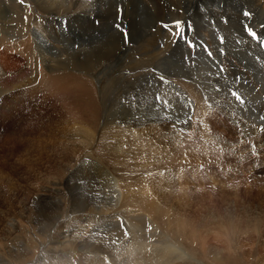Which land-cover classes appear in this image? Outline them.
Listing matches in <instances>:
<instances>
[{"label":"rangeland","instance_id":"374dc122","mask_svg":"<svg viewBox=\"0 0 264 264\" xmlns=\"http://www.w3.org/2000/svg\"><path fill=\"white\" fill-rule=\"evenodd\" d=\"M75 1L87 4V8L82 3L76 12L55 16L51 22V16L41 13L35 0H0V80L3 77L2 82H6L0 90V264H126L129 256L120 250L122 240L131 236L140 239L139 243L161 247L157 254L144 251L150 264H155V257L158 264H264V48L260 46L264 40V0H192L195 7H187L185 2L179 9L167 3V10L175 15L167 21L156 20L151 31H146L153 34L156 26L160 29L162 37L155 48L160 46L161 56L141 67L130 66L146 49L142 48L146 43L140 44L144 36L131 19L135 11L130 0ZM244 11L250 15L243 16ZM45 17L50 40L38 38L40 44L36 45L51 60L61 58L63 71L52 61L48 63L52 70L44 69L49 73L45 74L47 89L42 84L46 93L35 91L40 67L33 64L38 53L31 33L34 24H41L39 20ZM175 21L181 22L179 28ZM244 25L250 26L258 39L248 36ZM107 38L116 56L129 49V57H122V63L108 59L106 65L95 66L91 70L94 78H89L90 71L70 60ZM189 42L195 47L189 48ZM53 46L58 48H50ZM18 69L22 73L13 80ZM61 72L67 74L55 84L54 78ZM111 74L118 80H107ZM87 80L99 88L97 101L101 100L100 83L107 80L112 86L103 111L97 109L95 118L80 107V97L71 103L72 94L81 92L79 82ZM57 94L66 96L67 111L63 103L53 100ZM129 99L135 102L129 103ZM126 104L130 108L124 109ZM50 107L57 110L49 111ZM176 117L183 125L179 121L174 124ZM61 155L72 158L68 163ZM57 157V161L63 160L61 172ZM114 177L123 184L121 193L113 186ZM88 195L96 200H88ZM101 197L109 208L101 206L100 213ZM54 236L68 240L69 245L82 246L72 251L69 245L56 248L57 253L61 250L56 254L50 244ZM33 240L41 244L31 247ZM174 247L188 259L179 257ZM142 252L137 253L144 257ZM61 255L65 258L59 260ZM69 258L72 261L66 260Z\"/></svg>","mask_w":264,"mask_h":264},{"label":"bare ground","instance_id":"6f19581e","mask_svg":"<svg viewBox=\"0 0 264 264\" xmlns=\"http://www.w3.org/2000/svg\"><path fill=\"white\" fill-rule=\"evenodd\" d=\"M96 1V0H95ZM94 1V2H95ZM210 1H212V0H210ZM231 1V0H230ZM238 1V0H237ZM35 2H36V6L38 7V9H39V11L41 12V13H43V14H45V16L46 15H50L51 16V18L50 19H48V20H50L51 22H53V20H54V17L55 16H59V15H62L63 13H66V15H67V13H73V12H76L77 10H79L81 7H82V3L83 2H79V1H75V0H35ZM86 2V1H85ZM98 2V1H97ZM117 2V1H116ZM130 2H131V5H132V8H133V10L135 11V15L134 16H131V19L133 20V21H135L136 22V24L137 25H134V26H137V32H139L140 33V35H143L144 37H142L143 38V40H142V38H141V43L140 44H142V43H146V44H144L143 46H142V48H146L145 50H143V53L142 54H140L139 56H138V58L137 59H133L131 62H130V66L132 65V64H134L133 66H137V65H139L140 67H141V65H145V64H149V61H154L155 59H157L158 57H159V55H160V52H159V50H157V49H159L160 48V46L159 47H157V48H155V44H156V42L158 41V39H159V37H162V33H161V31H160V29L159 28H157V26H156V28H154V30L152 31V32H154L153 34L152 33H150L149 32V34H147L146 33V31L147 30H149V31H151V28L153 27V22H154V24H155V21L156 20H162V21H167V20H169L171 17H173L175 14L174 13H172V12H170V11H168L167 10V8H166V4L168 3V4H170L171 6H175V8H177V9H179V7H180V5H182V4H185V2H186V4L185 5H187V7H195L194 6V3L195 2H193L192 0H130ZM236 2V1H235ZM100 3V2H99ZM126 3V2H125ZM220 3V2H219ZM258 3V2H257ZM115 4V3H114ZM208 4V3H207ZM244 4V3H243ZM1 5H2V3H1ZM3 5H5V4H3ZM33 5V4H32ZM87 5V4H86ZM85 5V6H86ZM100 5V4H99ZM110 5V4H109ZM25 6V5H24ZM35 6V7H36ZM83 6H84V3H83ZM84 6V7H85ZM97 5H95V7H96ZM4 7V6H3ZM83 7V8H84ZM90 7V6H89ZM159 9H158V8ZM186 7V6H185ZM86 8H87V6H86ZM100 8V7H99ZM131 8V7H130ZM172 7H170V9H171ZM254 8V7H253ZM258 8H260V6L258 7ZM23 9V8H22ZM37 9V10H38ZM191 9V8H190ZM86 10V9H85ZM89 10H90V8H89ZM88 10V11H89ZM92 10V9H91ZM94 10V9H93ZM114 10V9H113ZM185 11H186V9H184ZM234 10V9H233ZM262 10H264V8H262ZM83 11V10H82ZM229 11H230V9H229ZM84 12V11H83ZM87 12V11H86ZM105 12V11H104ZM126 12V11H125ZM193 12V11H192ZM228 12V11H227ZM263 12V11H262ZM183 13V12H182ZM82 14V13H81ZM91 14V13H90ZM180 14V13H179ZM228 14V13H227ZM230 14V13H229ZM70 15H72V14H70ZM108 15H110V14H108ZM183 15H185V14H183ZM234 15V14H233ZM130 16V15H129ZM138 16L140 17V19H138ZM23 17V16H22ZM69 17H71V16H69ZM69 17H67V18H69ZM87 17V16H86ZM99 17V16H98ZM108 17H110V16H108ZM233 17V16H232ZM43 18V17H42ZM56 18V17H55ZM101 18V17H100ZM99 18V19H100ZM106 18V17H105ZM199 18V17H198ZM234 18V17H233ZM262 18V17H261ZM17 19V18H16ZM31 19V18H30ZM150 19H152V20H150ZM203 19H204V17H203ZM18 20V19H17ZM47 20V21H48ZM109 20V19H108ZM130 20V19H129ZM148 20H150V23L148 24ZM187 20V19H186ZM202 20V19H201ZM46 17L44 18V19H41V20H39V22L41 23V24H39V23H36V24H34V26L32 27L33 28V30L31 31V33H32V35H33V37L35 38V40H32L33 41V43H34V45H35V49L37 50V53H38V58H37V60L33 63L35 66H38V67H40V68H38V72H37V75H36V77H35V79H38V80H36V82H37V85H36V88H35V91H42V90H44V93H46V91H45V89H44V87L46 88V85H47V80H46V78H45V74L47 75V74H49L48 72L47 73H44V69L46 68V70L48 69V70H52V67L48 64L49 62H53L54 64L53 65H55V67L58 69V70H61L62 69V60H61V58L60 59H58V58H56L54 61L53 60H51L50 59V56L48 55V53L47 52H44L43 50H42V52L41 51H39L38 50V48H37V43H38V45L40 44L39 43V41H37V39L39 38V39H44V41H49L50 40V37L48 36L49 35V33H51V30L50 29H48V28H46ZM63 21V20H62ZM72 21V20H71ZM45 22V23H44ZM82 22V21H81ZM104 22V21H103ZM128 22V21H127ZM130 22V21H129ZM157 22V21H156ZM101 23V22H100ZM134 23V22H133ZM158 23V22H157ZM10 22L9 21H7V27L8 28H11L10 27ZM55 24H57V21H55L54 22V25ZM81 24V23H80ZM87 24V23H86ZM106 24V23H105ZM160 24H161V22H160ZM172 24H173V22H172ZM54 25H53V28H54ZM100 25V24H99ZM199 25V24H198ZM203 25V24H202ZM75 26V25H74ZM204 26V25H203ZM87 27V26H86ZM84 28V27H83ZM92 28V27H91ZM125 28V27H124ZM4 29H6V28H4ZM194 29V28H193ZM11 30V29H10ZM13 30V29H12ZM60 30V29H59ZM58 30V31H59ZM78 30H80V29H78ZM83 30V29H82ZM87 30V29H86ZM106 30V29H105ZM131 30V29H130ZM162 30V29H161ZM85 31V30H84ZM167 31V30H166ZM114 32V31H113ZM123 32V31H122ZM127 32H130V31H127ZM48 33V34H47ZM117 33V32H116ZM166 33V32H165ZM170 33V32H169ZM169 33L167 34L168 36H169ZM111 34H113V33H111ZM110 34V35H111ZM120 34V33H119ZM118 34V35H119ZM58 35V34H57ZM148 35V36H147ZM164 35V34H163ZM203 35V34H202ZM28 36V35H27ZM51 36V35H50ZM61 36V35H60ZM131 36V35H130ZM165 36V35H164ZM168 36L166 37V38H168ZM173 36V35H172ZM110 37V36H109ZM108 37V38H109ZM134 37V36H133ZM139 38H140V36H138ZM137 37V38H138ZM174 37V36H173ZM97 38V37H96ZM103 39V40H101L102 42L99 44V45H96V46H93V47H90L89 48V50L88 51H85V52H83L82 54L83 55H80L79 57H78V59H73V57H72V59L70 60V61H72L73 63H75L76 65H78V66H80L81 68H83L84 70H87V71H90L91 72V70H93L94 71V67L95 66H97V65H106V62H107V60L108 59H115L116 58V61L119 63L121 60H122V57L124 58V59H126L127 57H129V55H128V52H129V49H126L125 50V52H123L120 56H116L117 55V52L115 53L114 52V46H113V44H112V42L110 41V39ZM138 38V41L140 40ZM55 39H56V37H55ZM161 39V38H160ZM168 39H170V38H168ZM53 40V39H52ZM59 40V39H58ZM100 40V39H99ZM116 40V39H115ZM126 40V39H125ZM166 40V39H165ZM171 40H172V38H171ZM173 40H174V38H173ZM119 41V40H118ZM135 41V40H134ZM163 41V40H162ZM51 42V41H50ZM56 42V41H55ZM65 42V41H64ZM67 42V41H66ZM120 42H121V40H120ZM160 42V41H159ZM159 42H157V43H159ZM170 42V41H169ZM173 42V41H172ZM175 42V41H174ZM25 43V42H24ZM26 43L27 44H29V43H31L30 42V40H27L26 39ZM59 43H61V42H59ZM69 43H70V41H69ZM96 43V42H95ZM119 43V42H118ZM123 43V42H122ZM136 43V42H135ZM197 43V42H196ZM26 44V45H27ZM42 44V43H41ZM64 44V43H63ZM116 44V43H115ZM120 44V43H119ZM118 44V45H119ZM139 44V43H138ZM138 44H136V45H138ZM139 44V45H140ZM58 45V44H57ZM56 45V46H57ZM70 45V44H69ZM163 45V44H162ZM167 45V44H166ZM68 46V45H67ZM87 46V45H86ZM170 46V45H169ZM30 47V46H29ZM62 47V46H61ZM60 47V48H61ZM63 47H65V46H63ZM123 47V46H122ZM138 47V46H137ZM150 47V48H149ZM178 47V46H177ZM16 48V47H15ZM42 48H43V46H42ZM50 48H55V49H57L58 47H50ZM82 48V47H81ZM84 48H85V46H84ZM162 48H164V47H162ZM168 48V47H167ZM80 49V48H79ZM86 49V48H85ZM16 50V49H15ZM35 50V51H36ZM41 50V49H40ZM49 50V49H48ZM165 50V49H164ZM11 51V50H10ZM21 51V50H20ZM55 51V50H54ZM58 51V50H57ZM120 50L118 49V52H119ZM178 51V50H177ZM49 52V51H48ZM188 52V51H187ZM25 53V52H24ZM55 53H57L56 51H55ZM75 53V52H74ZM76 53H77V51H76ZM121 53V52H120ZM130 53H132V52H130ZM129 53V54H130ZM137 53V52H136ZM139 53V52H138ZM134 54V53H133ZM178 54V53H177ZM74 55V54H73ZM174 55V54H173ZM136 56V55H135ZM161 56V55H160ZM189 56V55H188ZM197 56V55H196ZM62 57V56H61ZM68 57H70V56H68ZM67 57V58H68ZM132 57V56H131ZM130 57V58H131ZM137 57V56H136ZM163 57V56H162ZM192 57H194V56H192ZM174 58V57H173ZM200 58V57H199ZM113 59V60H114ZM160 60V59H159ZM192 60V59H191ZM207 61H209V60H207ZM206 61V62H207ZM28 62V61H27ZM64 62H66V61H64ZM115 62V61H114ZM157 62V61H156ZM161 62V61H160ZM121 63H122V61H121ZM114 64V63H113ZM155 64V63H154ZM159 64V63H158ZM198 64H200V63H198ZM208 64V63H207ZM210 64V63H209ZM115 65V64H114ZM123 65V64H122ZM69 66V65H68ZM129 66V65H128ZM132 66V67H133ZM151 66V65H150ZM196 66V65H195ZM211 66V65H210ZM19 67V66H18ZM70 68H71V66H69ZM117 67V66H116ZM140 67H138V68H140ZM143 67V66H142ZM177 67V66H176ZM78 68V67H77ZM118 68H120V67H118ZM128 68V67H127ZM134 68V67H133ZM148 68V67H147ZM21 69V68H20ZM103 69V68H102ZM108 69V68H107ZM144 69V68H143ZM2 70V69H1ZM1 70H0V76H3V72H1ZM211 70H212V68H211ZM18 71H19V69H18ZM21 71V70H20ZM18 72L16 75H15V73H14V75H15V77L13 78V80L14 79H18L19 77H20V75H21V73L22 72ZM62 71V70H61ZM91 72V74H89L90 75V77L89 78H94V72ZM103 71V70H102ZM201 71V70H200ZM13 72V71H12ZM15 72V71H14ZM60 72V71H59ZM63 72V71H62ZM59 73L58 74V76L56 77V78H54L55 79V84H57V82H58V79H59V77H61V76H65L67 73ZM72 72V71H71ZM100 72V71H99ZM115 72V71H114ZM118 72H120V71H118ZM24 73V72H23ZM26 73V72H25ZM53 73H55V72H53ZM68 73H69V70H68ZM82 73H84V72H82ZM88 73V72H87ZM86 73V74H87ZM97 73V72H96ZM74 74V73H73ZM101 74V73H100ZM118 74V73H117ZM203 74V73H202ZM32 75V74H31ZM35 75V74H34ZM82 75H84V74H82ZM109 75V74H108ZM26 76V75H25ZM49 76V75H48ZM54 76H56V75H54ZM81 76V75H80ZM99 76V75H98ZM152 76H153V74H152ZM151 76V77H152ZM30 77V76H29ZM52 77V76H51ZM50 77V78H51ZM83 78L85 77V76H82ZM142 77V76H141ZM3 78V77H2ZM1 78V80H0V90L4 87V85L6 84V82H2L3 81V79ZM26 78V77H25ZM77 78V77H76ZM81 78V77H80ZM133 78V77H132ZM152 78H154V77H152ZM39 79H40V82H39ZM86 79H88V78H86ZM142 79V78H141ZM149 79V78H148ZM83 80V79H82ZM107 80H111V81H117L118 79H117V77H116V74H114L113 76H112V74H111V76L107 79ZM107 80H104L103 82H101L100 83V87L102 88L101 89V93H100V96H101V100H99V101H97L96 100V96H95V92L99 89L98 87H96L91 81H92V79H91V81L90 80H87V81H81V82H79V85H80V88H81V92L79 93V94H72V102L71 103H73V101H75L74 99H75V97L76 98H78V97H80V98H78L79 99V101H80V107L83 109L84 108V111H86V112H89V114L91 113V115H92V118H95L96 117V111H97V109H100V110H102L103 111V109H104V106H105V104H106V102H107V100H108V98H109V96H110V89H112V86L111 85H109L108 84V81ZM145 80V79H144ZM143 80V81H144ZM174 80V79H173ZM172 80V81H173ZM10 81V80H9ZM25 81V80H24ZM176 82V81H175ZM183 82V81H182ZM9 83H11V82H9ZM32 83V82H31ZM148 83V82H147ZM154 83V82H153ZM158 83V82H157ZM174 83V82H173ZM13 84V83H12ZM11 84V85H12ZM27 84V83H26ZM44 85V87H43V85ZM74 84H75V82H74ZM133 84V83H132ZM145 84V83H144ZM156 84V83H155ZM154 84V85H155ZM188 84V83H187ZM9 85V84H8ZM163 85V84H162ZM7 86V85H6ZM17 86V85H16ZM58 86V85H57ZM149 86H150V84H149ZM164 86V85H163ZM208 86V85H207ZM13 87V86H12ZM33 87V86H32ZM72 87H76V86H72ZM157 87V86H156ZM7 88V87H6ZM142 88V87H141ZM147 88V87H146ZM159 88V87H158ZM167 88V87H166ZM47 89V88H46ZM114 89V88H113ZM134 89V88H133ZM154 89V88H153ZM163 89H165V88H163ZM250 89V88H249ZM32 90H33V88H32ZM75 90V89H74ZM155 90H156V88H155ZM154 90V91H155ZM169 90V89H168ZM153 91V90H152ZM158 91V90H157ZM159 91H160V89H159ZM165 91H167V90H165ZM6 93V92H5ZM37 93V92H36ZM97 93H99V92H97ZM112 93V92H111ZM146 93V92H145ZM152 93V92H151ZM158 93V92H157ZM166 94V93H165ZM256 94V93H255ZM254 94V95H255ZM1 95V94H0ZM71 95V94H70ZM142 95V94H141ZM145 95V94H144ZM168 95H170V94H168ZM165 96V95H164ZM163 96V97H164ZM167 96V95H166ZM66 96L65 95H56V97H52L53 98V100H59L60 101V103H63L62 104V106H63V108L66 110L68 107H67V104L68 103H65L66 101L64 100V98H65ZM67 97H70V96H68L67 95ZM129 97V96H128ZM138 97H139V95H138ZM142 97H144V96H142ZM146 97V96H145ZM168 97V96H167ZM43 98V97H42ZM51 99V98H50ZM143 99V98H142ZM156 99H160V96L158 95L157 96V98ZM163 100H166V98L164 97V98H162ZM52 100V101H53ZM140 100V99H139ZM146 100V99H145ZM162 101V100H161ZM170 101V100H169ZM168 101V102H169ZM51 102V101H50ZM49 101H48V103L50 104V105H52L51 103H50ZM133 102H135L134 101V99L132 100V99H129V103H133ZM152 102H153V100H152ZM156 103L158 102V101H155ZM163 102V101H162ZM54 103V102H53ZM137 103V102H136ZM146 103V102H145ZM45 104V103H44ZM54 104H56V103H54ZM142 104H143V102H142ZM141 104V105H142ZM149 105H150V103H148ZM79 105V104H78ZM145 105H147V103L145 104ZM52 106H54V105H52ZM56 106H57V104H56ZM65 106V107H64ZM75 106V105H74ZM138 106H140V104L138 105ZM143 106V105H142ZM154 105H152L151 107L152 108H154L153 107ZM159 106V105H158ZM172 106V105H171ZM122 107V106H121ZM129 107V105H127L126 104V106L124 107V109L125 108H128ZM155 107H157V106H155ZM36 108V107H35ZM130 108V107H129ZM150 108V107H149ZM148 108V109H149ZM200 108V110L201 111H204V109L205 108H203V107H199ZM69 109V108H68ZM73 109V108H72ZM76 109H78V108H76ZM107 109V108H106ZM49 111L50 110H57V109H54V107H50V109H48ZM166 110V109H165ZM35 111V110H34ZM46 111V110H45ZM67 111V110H66ZM72 111V110H71ZM78 112H79V110H77ZM146 111V110H145ZM167 111V110H166ZM31 112V111H30ZM75 112V111H74ZM161 112V111H160ZM41 113V112H40ZM44 113V112H43ZM150 113V112H149ZM155 113V112H154ZM153 112H152V114H154ZM164 112H162L161 114H163ZM59 114V113H58ZM88 114V115H89ZM126 114V113H125ZM133 114V113H132ZM161 114H160V116H161ZM34 115V114H33ZM73 115V114H72ZM77 115V114H76ZM124 115V114H123ZM128 115V114H127ZM130 115V114H129ZM135 114H133V116H134ZM138 115H139V113H138ZM148 115H150V114H148ZM155 115V114H154ZM173 115V114H172ZM172 115H170V116H172ZM187 115V114H186ZM68 117V116H67ZM149 117V116H148ZM162 117V116H161ZM166 117H169V116H166ZM181 117V116H180ZM40 118V117H39ZM151 118V117H150ZM172 118V117H171ZM152 119V118H151ZM181 119H183L182 117H181ZM92 120V119H91ZM155 121V120H154ZM158 121H160V120H158ZM173 121H174V124H176V122H178L179 121V124L181 123V120H180V118L178 119V117H176L175 119L173 118ZM192 121V120H191ZM193 122H194V120H193ZM196 122V121H195ZM72 123V122H71ZM155 123V122H154ZM171 123V122H170ZM149 124V123H148ZM178 124V125H179ZM182 124V123H181ZM200 124V123H199ZM95 125V124H94ZM152 125V124H151ZM183 125V124H182ZM172 126V125H171ZM180 126V125H179ZM206 126V125H205ZM116 127V126H115ZM153 127V126H152ZM168 127V126H167ZM142 128V127H141ZM141 128H138V130H140ZM147 128H148V126H147ZM159 128V127H158ZM201 128H202V126H201ZM205 128V127H204ZM144 129V128H143ZM142 129V131H144ZM146 129V128H145ZM203 129V128H202ZM137 130V131H138ZM146 130H148L149 131V129H146ZM145 130V131H146ZM158 129H156V131H157ZM120 131V130H119ZM145 131H144V134L147 136V132L145 133ZM198 131V130H197ZM205 131V130H204ZM140 131H138V133H139ZM154 132V131H153ZM158 132H159V130H158ZM163 132V131H162ZM161 132V133H162ZM175 132H176V130H175ZM177 132H179V131H177ZM113 133V132H112ZM143 133V132H142ZM150 133V132H149ZM152 133V132H151ZM136 134H137V132H136ZM160 134V133H159ZM177 134V133H176ZM203 134V133H202ZM207 135H208V133H206ZM54 135V134H53ZM140 135V134H139ZM150 135H152V134H149V136ZM154 135V134H153ZM152 135V136H153ZM156 135V134H155ZM161 135V134H160ZM165 135V134H164ZM171 135V134H170ZM175 135V134H174ZM178 135H180V134H178ZM210 135V134H209ZM138 136V135H137ZM136 136V137H137ZM148 137V136H147ZM156 137V136H155ZM158 137V136H157ZM164 136H162V138H163ZM171 137V136H170ZM169 137V138H170ZM198 137V136H197ZM112 138V137H111ZM139 138H140V136H139ZM142 138H144V137H142ZM159 138V137H158ZM178 138V137H177ZM205 138V137H204ZM113 139V138H112ZM117 139H119V137H117ZM116 139V140H117ZM138 139V138H137ZM150 139V138H149ZM160 139V138H159ZM166 139V138H165ZM173 139V138H172ZM182 139H184V138H182ZM113 140H115V139H113ZM138 140H140V139H138ZM200 140V139H199ZM109 141V140H108ZM142 141V140H141ZM168 141H169V139H168ZM185 141V140H184ZM117 142V141H116ZM173 142V141H172ZM176 142V141H175ZM188 142V141H187ZM186 142V143H187ZM189 143V142H188ZM187 143V144H188ZM55 144V143H54ZM114 144V143H113ZM177 144H178V142H177ZM206 144V143H205ZM204 143H203V145H205ZM105 145H107V144H105ZM164 145V144H163ZM167 145V144H166ZM168 145H173V144H168ZM175 145H176V143H175ZM179 145V144H178ZM177 145V146H178ZM208 145V144H207ZM176 146V147H177ZM113 147V146H112ZM170 147V146H169ZM203 147V146H202ZM209 147V146H208ZM238 147V146H237ZM108 148H110V147H108ZM178 148V147H177ZM186 148V147H185ZM170 149V148H169ZM172 149H173V147H172ZM184 149V148H183ZM206 149V148H205ZM261 149H262V147H261ZM106 150V149H105ZM171 150V149H170ZM204 150V149H203ZM102 151V150H101ZM179 151V150H178ZM181 151V150H180ZM72 152L73 153H76V152H78V149L76 150V149H72ZM111 152H113V150L111 151ZM173 152H175L174 150H173ZM252 152V154L254 153V150H252L251 151ZM64 153V152H63ZM194 153V152H193ZM51 154V153H50ZM62 154V153H61ZM65 154V153H64ZM67 154L68 155H70V154H72V153H70L69 154V152H67ZM94 154V153H93ZM109 153H107L106 155H108ZM176 154V153H175ZM177 154H178V152H177ZM177 154L176 155H174V156H177ZM60 155V154H59ZM66 155V154H65ZM68 155H67V157H65V156H62L61 155V157H62V159L64 160V158H66L67 160H68V163H69V161L71 160V158H72V156H69L68 157ZM101 155V154H100ZM84 156V155H83ZM75 157V156H74ZM178 157V156H177ZM54 158V157H53ZM58 158H60V157H57L56 158V164H57V169H59L60 170V172H61V169H62V164H63V160L62 159H59L58 161H57V159ZM83 158V157H82ZM88 158H89V156H88ZM100 158V157H99ZM263 158V157H262ZM79 160V159H78ZM46 161H48V160H46ZM50 162H52V161H50ZM49 162V163H50ZM90 162V161H89ZM46 163V162H45ZM54 163V162H53ZM67 163V164H68ZM52 164V163H51ZM91 164V163H90ZM43 166V165H42ZM47 166V165H46ZM49 166H51V165H49ZM44 167V166H43ZM92 168V167H91ZM117 168V167H116ZM180 168V167H179ZM54 170V169H53ZM97 170V169H96ZM115 170V169H114ZM114 170H112L111 172H114ZM52 172V171H51ZM56 172V171H55ZM53 173V174H57V173ZM99 172V171H98ZM110 172V171H109ZM88 173H89V171H88ZM87 173V174H88ZM92 173V172H91ZM94 173V172H93ZM107 173V172H106ZM111 174V173H110ZM114 174V173H113ZM48 175V174H47ZM50 175H52L51 173H50ZM95 175V174H94ZM104 175V174H103ZM54 176V175H53ZM88 176V175H87ZM110 176V175H109ZM112 176V175H111ZM154 176V175H153ZM163 176V175H162ZM167 176V175H166ZM44 177V176H43ZM52 177V176H51ZM56 177V176H55ZM105 177V176H104ZM113 177V176H112ZM155 177V176H154ZM236 177H237V175H236ZM153 178V177H152ZM156 178V177H155ZM53 179V178H52ZM96 179V178H95ZM107 179V178H106ZM113 179V178H112ZM121 179H123V178H121ZM161 179V178H160ZM88 181V180H87ZM162 181V180H161ZM112 183H114V187H116V188H118V190L120 191V193H121V187L123 186V184L121 185V183H119V179L117 180L115 177H114V179H113V182ZM155 183V182H154ZM157 183V182H156ZM155 183V184H156ZM121 185V186H120ZM132 185V184H131ZM92 186V185H91ZM49 187V186H48ZM98 187V186H97ZM110 187V186H109ZM124 187H125V185H124ZM41 188V187H40ZM59 188V187H58ZM106 188V187H105ZM113 188V187H112ZM116 188H114V189H116ZM44 189V188H43ZM59 190V189H58ZM91 190V189H90ZM93 190V189H92ZM91 190V191H92ZM100 190V189H99ZM103 190V189H102ZM117 190V189H116ZM117 190V191H118ZM50 191V190H49ZM110 191H111V189H110ZM123 191V190H122ZM102 192H104V190L102 191ZM131 192V191H130ZM139 192V191H138ZM58 193V192H57ZM87 193H89V192H87ZM91 193V192H90ZM98 193V192H97ZM106 193V192H105ZM112 193V192H111ZM99 195H100V191H99V193H98ZM104 195V194H103ZM103 195H101V196H103ZM106 195V194H105ZM105 195L103 196L104 198H105ZM124 195V194H123ZM134 195V194H133ZM45 196V195H44ZM62 196H64V195H62ZM87 196V195H86ZM24 197V196H23ZM98 197V196H97ZM112 197V196H111ZM26 198V197H25ZM88 200H93V201H95L96 199H94L95 197H92L91 195H90V197H89V195H88V197H86ZM102 198V197H101ZM28 199V198H27ZM103 199V198H102ZM115 199V198H114ZM118 199V198H117ZM122 198L120 197V200H121ZM25 200V199H24ZM50 200V199H49ZM106 200V199H105ZM104 199L103 200H100L101 201V205L98 207V203H96L97 204V206L96 207H98L99 208V210L97 209V211H101V209H100V207L102 206V207H106V208H109V205H108V203H107V201H105ZM108 200V199H107ZM112 200V199H111ZM50 201H52V200H50ZM59 201V200H58ZM87 201V200H86ZM110 201V200H109ZM56 202V201H55ZM113 202H116V200L115 201H113ZM113 202H112V204H113ZM120 202V201H119ZM6 203V202H5ZM57 203V202H56ZM86 203V202H85ZM125 203V202H124ZM39 204V203H38ZM122 204V203H121ZM80 205V204H79ZM82 205H84L83 203H82ZM81 205V206H82ZM91 204H89L88 205V207L90 206ZM120 205V204H119ZM53 206V205H52ZM86 206L87 205H85L84 207H85V209H87L86 208ZM92 206V205H91ZM56 207V206H55ZM20 208V207H19ZM23 208V207H22ZM27 208V207H26ZM53 208H54V206H53ZM58 209H59V206L57 207ZM134 208V207H133ZM57 209V210H58ZM90 209H92V207L90 208ZM111 209V208H110ZM20 210V209H19ZM24 210V209H23ZM22 210V211H23ZM52 210V209H51ZM54 211H57L56 209H53ZM107 210V209H106ZM38 211V210H37ZM76 211V210H75ZM79 211V210H78ZM91 211V210H90ZM89 211V212H90ZM19 212H21V211H19ZM51 212V211H50ZM58 212V211H57ZM56 212V213H57ZM107 212H108V210H107ZM127 212V211H126ZM91 213V212H90ZM97 213V212H96ZM101 213V212H100ZM29 214V213H28ZM37 214V213H36ZM49 214V213H48ZM48 214H46V215H48ZM52 214V213H51ZM53 214H54V212H53ZM72 214V213H71ZM60 215V214H59ZM99 215V214H98ZM109 215V214H108ZM112 215H114V214H112ZM39 216V215H38ZM45 216V215H44ZM51 216H53V215H51ZM67 216V215H66ZM124 216V215H123ZM130 216V215H129ZM2 217H4L5 218V216L3 215ZM3 218V219H4ZM38 218H41L40 216L38 217ZM35 219H37V217L35 218ZM43 219V218H42ZM45 219V218H44ZM43 219V220H44ZM54 219V218H53ZM130 219V218H129ZM7 220V219H6ZM38 220V219H37ZM41 220V219H40ZM43 220L41 221V223H43ZM47 220V219H46ZM4 221V220H3ZM8 221V220H7ZM15 221V220H14ZM30 221V220H29ZM28 221V222H29ZM27 222V221H26ZM31 222V221H30ZM39 222V221H38ZM15 223V222H14ZM36 223V222H35ZM35 223H34V226H35ZM86 223V222H85ZM2 224V223H1ZM9 224V223H8ZM31 224V223H30ZM33 224V223H32ZM107 224V223H106ZM44 225H45V221H44ZM43 225V226H44ZM9 226V225H8ZM32 226V225H31ZM14 227V226H13ZM45 227V226H44ZM101 227V226H100ZM6 228V227H5ZM43 228V227H42ZM45 228H47V227H45ZM11 229H13L12 227H10V230ZM38 229V228H37ZM41 229V228H40ZM39 229V230H40ZM78 229V228H77ZM89 229V228H88ZM5 230V229H4ZM43 230V229H42ZM45 230V229H44ZM55 230V229H54ZM76 230V229H75ZM107 230V229H106ZM137 230V229H136ZM13 231V230H12ZM77 231V233H78V230H76ZM109 231H111V230H109ZM1 232H3V231H1ZM7 232H9L8 233V236H9V234H10V231H7ZM6 232V233H7ZM39 232V231H38ZM42 231L40 230V233H41ZM44 232V231H43ZM66 232V231H65ZM12 233V232H11ZM14 233V232H13ZM57 233H59V232H57ZM68 233V232H67ZM89 233V232H88ZM75 234V233H74ZM111 234V233H110ZM2 235V234H1ZM68 235V234H67ZM64 236V235H63ZM83 236V235H82ZM87 236V235H86ZM96 236V235H95ZM149 236V235H148ZM11 237V236H10ZM44 237V236H43ZM94 237V236H93ZM136 237V236H135ZM134 236H131V238L129 239V240H122V243H123V248L120 250V251H123V252H120V253H122V254H127L128 256H129V259H125V261H126V264H130L131 262H134V263H137V264H141V263H143V264H150L151 262L149 261V255H146V253H144V251H147V250H150L152 253H158L157 251H158V249L159 248H161V247H157L156 248V246L153 244V243H149V244H146V243H139L138 242V240H140V239H138V240H136V238H135ZM162 237V236H161ZM21 238V237H20ZM81 238V237H80ZM113 238V237H112ZM9 239V238H8ZM23 239V238H22ZM58 239V238H57ZM56 238H55V236L54 237H50V240H53L52 242H50V244L51 245H54L53 246V248H52V250L53 251H57V250H54V249H56V248H62V249H64V248H68L67 246L69 245V242H68V240H57ZM199 239H202V238H199ZM203 239H204V237H203ZM153 240V239H152ZM25 241V240H24ZM23 241V242H24ZM33 241H35V240H33ZM32 241V245H31V247H35L34 246V244L36 243H38V244H41V242H38V241H35V242H33ZM85 241V240H84ZM128 241V242H127ZM19 242V241H18ZM20 242H21V240H20ZM29 242V241H28ZM75 242V241H74ZM78 242V241H77ZM79 242H81V241H79ZM86 242H87V240L84 242L85 244H86ZM150 242H153V241H150ZM159 242V241H158ZM201 242V241H200ZM202 242H204V241H202ZM8 243H11V242H8ZM24 243H26V241L24 242ZM73 243V242H72ZM70 244L69 245V248H70V250L71 249H73V248H78V246L80 247V246H82L81 244H79V243H77V244H79V245H73V244ZM110 243V242H109ZM75 244V243H74ZM83 244V243H82ZM92 244V243H91ZM169 246H171L172 247V245H170L169 243H167ZM19 245V244H18ZM157 245V244H156ZM162 245V244H161ZM166 245V244H165ZM202 245H203V243H202ZM8 246V245H7ZM87 246V245H86ZM85 245H84V247L83 248H85L86 247ZM29 247H30V244H29ZM28 247V248H29ZM89 246H87L86 248H88ZM92 247V246H91ZM20 248V247H19ZM26 248V247H25ZM9 249H11L10 248V246H9ZM170 249V248H169ZM174 249H176V250H178L179 251V257H181V256H186L185 255V253L182 251V250H180L178 247H174ZM8 250V249H7ZM19 250V249H18ZM21 250V249H20ZM50 250V249H49ZM52 250H50V252L52 251ZM66 250V249H65ZM69 250V251H70ZM93 250V249H92ZM100 250H102V249H100ZM9 251V250H8ZM25 251V250H24ZM60 252H61V250H59ZM72 251V250H71ZM90 251V250H89ZM94 251V250H93ZM92 251V252H93ZM104 251V250H103ZM138 253H141L142 251V253H143V256L144 257H142L140 254H138ZM170 251V250H169ZM13 252V251H12ZM15 252H17V251H15ZM46 252V251H45ZM49 252V253H50ZM55 252H53V254H55ZM58 252V251H57ZM56 252V254H59V253H57ZM64 252V251H63ZM62 252V253H63ZM91 252V251H90ZM9 253V252H8ZM20 253V252H19ZM48 253V252H47ZM77 253H79L78 251H77ZM161 253V252H160ZM25 254V253H24ZM52 254V253H51ZM52 254V255H53ZM69 255H71V253H68ZM176 254V253H175ZM21 255V254H20ZM22 255H23V253H22ZM73 255H75V251L73 252ZM161 255V254H160ZM1 256V255H0ZM10 256V255H9ZM65 255H61L60 256V258H59V260H61V258H65L64 257ZM128 256H126V258L128 257ZM7 257V256H6ZM12 257V256H11ZM17 257V256H16ZM68 257V256H67ZM161 257V256H160ZM176 257V256H175ZM5 258V257H4ZM119 258V257H118ZM185 258V257H184ZM186 258L188 259V257L186 256ZM6 259H8V257L7 258H5V260ZM124 259V258H123ZM122 259V260H123ZM175 259V258H174ZM1 260V259H0ZM15 260V259H14ZM66 260H71L72 261V259L71 258H69V259H66ZM181 260V259H180ZM9 261V260H8ZM17 261V260H16ZM105 261H107V260H105ZM124 261V260H123ZM139 261H141V263H139ZM152 261V260H151ZM193 261V260H192ZM120 262V261H119ZM153 262L155 263V264H158V258H154V260H153ZM186 262V261H185ZM108 263V262H107ZM121 263V262H120ZM165 264H167L166 262H164ZM172 262H170V264H171ZM200 263V262H199ZM1 264H3V263H1ZM7 264H9V263H7ZM31 264V263H30ZM110 264V263H109ZM123 264V263H122ZM131 264H133V263H131ZM161 264H162V262H161ZM203 264V263H202ZM205 264V263H204Z\"/></svg>","mask_w":264,"mask_h":264},{"label":"snow or ice","instance_id":"6c2138e0","mask_svg":"<svg viewBox=\"0 0 264 264\" xmlns=\"http://www.w3.org/2000/svg\"><path fill=\"white\" fill-rule=\"evenodd\" d=\"M118 11H119V9H118ZM242 15L245 16V17H248V16L250 15V13L247 12V11H244V12L242 13ZM174 23H175V26H176L177 28L180 27V24H181L180 21H175ZM244 31H245V32L248 34V36H250L252 39H254V40H255V39H258V36H257L256 32H255L250 26H248V25H244ZM260 46H261L262 48H264V40H262V41L260 42ZM188 47H189V48H193V47H195V45H193L192 43L189 42V43H188ZM204 51L207 52L209 56H211V52H210L207 48H205ZM223 71H224V69H223V68H220V72H223ZM233 94H235V93H233Z\"/></svg>","mask_w":264,"mask_h":264}]
</instances>
